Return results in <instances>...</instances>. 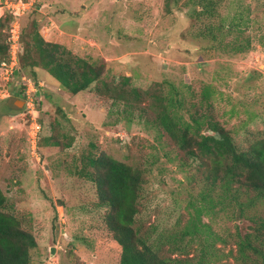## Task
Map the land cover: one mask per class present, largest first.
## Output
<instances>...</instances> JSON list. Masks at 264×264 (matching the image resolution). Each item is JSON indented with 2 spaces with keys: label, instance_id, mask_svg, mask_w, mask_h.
<instances>
[{
  "label": "rangeland",
  "instance_id": "1",
  "mask_svg": "<svg viewBox=\"0 0 264 264\" xmlns=\"http://www.w3.org/2000/svg\"><path fill=\"white\" fill-rule=\"evenodd\" d=\"M30 1L35 0H20L18 8L28 7L26 14L4 26L3 41L11 45L14 24L38 13L46 39L91 61L107 62L102 79L112 91L99 93L102 82L97 81L72 94L45 69L39 68L35 78L30 68L22 69L19 57L14 67L11 60L3 62L0 187L9 209L38 242L32 264H119L121 250L104 210L94 207L97 187L82 175L93 170L88 157L105 153L144 171L137 214L142 233L151 227L155 236L184 229L192 215L188 204L203 189L199 160L188 157L166 132L158 137L145 119L156 116L160 96H177L183 108L193 103L199 113V107H207L200 102L209 87L212 114L241 149L264 140V0H218L215 23L225 25L223 33L238 25L243 30L239 43L250 41L237 52L230 45L239 29L225 35L215 29L216 40L204 35L212 22L194 18L190 0H180L170 11L167 0H40L33 11ZM7 8L0 4V17ZM133 89L140 99H134ZM34 122L42 125L36 137ZM240 196L247 198L244 191ZM248 212L264 216V204ZM204 221L213 230L211 264H260L238 259L237 233L246 232L250 221L225 210ZM200 248L197 239L186 256L197 261Z\"/></svg>",
  "mask_w": 264,
  "mask_h": 264
},
{
  "label": "trees",
  "instance_id": "2",
  "mask_svg": "<svg viewBox=\"0 0 264 264\" xmlns=\"http://www.w3.org/2000/svg\"><path fill=\"white\" fill-rule=\"evenodd\" d=\"M190 1L196 6L191 14L194 18H207L212 22L206 27L207 33L203 34H211L213 40H216L218 35L215 29L218 32L222 30L223 33L225 26L215 23L219 16V1ZM179 2L180 0H167V10L170 11ZM41 4L40 0H35L31 10L38 9ZM6 10L0 17V65L3 62L10 63L11 60V45L8 40L3 41L1 30L7 23L12 21L13 24L16 19L20 21L26 14L19 17L12 10ZM38 15L36 13L33 16L32 12L27 16V21L23 19L22 24L19 22V58L22 69L30 68L35 78L39 75V68L45 69L62 88L72 94L86 90L97 81L102 82V87H97L99 93L112 91L109 83L102 79L107 62L97 59L91 61L76 55L60 42L46 39L41 31L42 17ZM235 27L236 30L239 29V35L230 45L231 49L237 52L249 48L247 45H250V41L247 45L239 43L243 30L238 25L230 24L225 27L227 29L223 34L230 33ZM133 90L136 96L134 99H140V92ZM212 93L213 90L205 87L200 103L207 107H199V113L197 110L193 111V103L183 108V100L177 96L164 98L159 95L160 98L155 102L158 108L156 116L145 119L148 127L156 129L158 137H161L163 131L166 132L188 157L199 160V170L204 175L199 184H202L203 189L188 204L192 215L184 229L162 232L155 236L156 228L151 227L142 233L137 214L146 182L144 171L105 153L88 157L93 170H83V174L81 170V174L97 187L98 200L94 207L104 210L106 226L112 233L114 243L121 250L119 264H211L215 256L210 250L214 247L213 230L204 218L210 216L212 219L217 210H225L232 217L251 222L246 226V232L237 233L238 259L243 263L253 261L264 264V216L248 212V208L264 204V140L248 149H241L235 142L232 131L212 114ZM206 129L209 132H204ZM242 190L247 195L246 200L241 199ZM187 235L192 237L187 240ZM197 239L201 245L200 256L193 262V257L186 254L188 247ZM37 246L34 234L23 228L21 219L9 209L7 196L0 187V264H32L31 251Z\"/></svg>",
  "mask_w": 264,
  "mask_h": 264
},
{
  "label": "built area",
  "instance_id": "3",
  "mask_svg": "<svg viewBox=\"0 0 264 264\" xmlns=\"http://www.w3.org/2000/svg\"><path fill=\"white\" fill-rule=\"evenodd\" d=\"M27 3L31 6V4L34 3V1H32V2L30 1ZM0 4H2V3H0ZM4 4L8 7L7 9L12 10L13 13L19 17L22 16L24 14V11L28 8V7L27 8L23 7L22 8L23 10L19 9L18 6L22 5L20 0H16V1L6 0L4 2ZM14 25H15V28L11 30L12 35H11V39H10L11 40V48H12L11 65L13 67L17 63L16 61H17V58L19 57L18 53H19V43H20V24H19V21H17V23H15ZM33 124L36 128L35 135H34V137H36V136H38V133L40 132L42 126L39 122H34Z\"/></svg>",
  "mask_w": 264,
  "mask_h": 264
},
{
  "label": "water",
  "instance_id": "4",
  "mask_svg": "<svg viewBox=\"0 0 264 264\" xmlns=\"http://www.w3.org/2000/svg\"><path fill=\"white\" fill-rule=\"evenodd\" d=\"M205 132H207V130Z\"/></svg>",
  "mask_w": 264,
  "mask_h": 264
}]
</instances>
